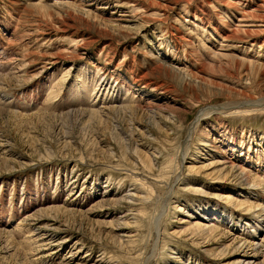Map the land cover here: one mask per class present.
I'll return each mask as SVG.
<instances>
[{
    "label": "rangeland",
    "instance_id": "1",
    "mask_svg": "<svg viewBox=\"0 0 264 264\" xmlns=\"http://www.w3.org/2000/svg\"><path fill=\"white\" fill-rule=\"evenodd\" d=\"M248 261L264 0H0V264Z\"/></svg>",
    "mask_w": 264,
    "mask_h": 264
},
{
    "label": "bare ground",
    "instance_id": "2",
    "mask_svg": "<svg viewBox=\"0 0 264 264\" xmlns=\"http://www.w3.org/2000/svg\"><path fill=\"white\" fill-rule=\"evenodd\" d=\"M195 125H196V124H195ZM196 126H197V125H196ZM190 138H191V137H190ZM213 219H214V218H213ZM208 226H209V225H208ZM198 227H199V228L202 227L201 224H200V226H198ZM199 228H198V229H199ZM252 262H253V261H248L247 263L250 264V263H252Z\"/></svg>",
    "mask_w": 264,
    "mask_h": 264
}]
</instances>
